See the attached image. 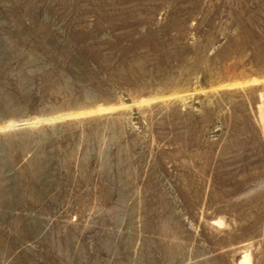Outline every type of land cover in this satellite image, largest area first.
Wrapping results in <instances>:
<instances>
[{"label":"rangeland","instance_id":"1","mask_svg":"<svg viewBox=\"0 0 264 264\" xmlns=\"http://www.w3.org/2000/svg\"><path fill=\"white\" fill-rule=\"evenodd\" d=\"M0 264H264V0H0Z\"/></svg>","mask_w":264,"mask_h":264},{"label":"trees","instance_id":"2","mask_svg":"<svg viewBox=\"0 0 264 264\" xmlns=\"http://www.w3.org/2000/svg\"><path fill=\"white\" fill-rule=\"evenodd\" d=\"M62 50V48H60ZM65 59L68 63L69 69H76L77 72L83 74L88 70V61L97 56L96 52L87 47H69L64 50ZM75 71V70H74ZM76 72V71H75Z\"/></svg>","mask_w":264,"mask_h":264},{"label":"water","instance_id":"3","mask_svg":"<svg viewBox=\"0 0 264 264\" xmlns=\"http://www.w3.org/2000/svg\"><path fill=\"white\" fill-rule=\"evenodd\" d=\"M33 119H34V117H33ZM16 123V124H15ZM15 123H13V124H15V125H13V124H11L12 125V127H16V128H19V127H22V126H24V125H26V124H28V123H31V121H24V120H18L17 122H15Z\"/></svg>","mask_w":264,"mask_h":264},{"label":"bare ground","instance_id":"4","mask_svg":"<svg viewBox=\"0 0 264 264\" xmlns=\"http://www.w3.org/2000/svg\"><path fill=\"white\" fill-rule=\"evenodd\" d=\"M11 122H12V121H11ZM11 122H10V123H11ZM12 123H13V122H12ZM15 124H16V123H15ZM15 124H13V125H15ZM11 126H12V125H11ZM242 261H243V260H242ZM244 261H245V260H244ZM243 263H244V262H243Z\"/></svg>","mask_w":264,"mask_h":264}]
</instances>
